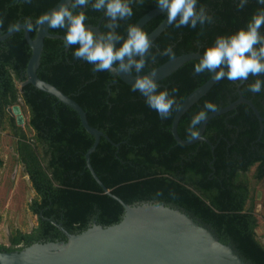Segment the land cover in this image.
<instances>
[{"label":"trees","instance_id":"obj_1","mask_svg":"<svg viewBox=\"0 0 264 264\" xmlns=\"http://www.w3.org/2000/svg\"><path fill=\"white\" fill-rule=\"evenodd\" d=\"M58 2L0 0V35L20 20L35 37L36 19ZM201 6L213 17L211 23L196 28L168 25L149 49L154 59L146 58L141 73L134 69L131 73H147L172 59L161 54L169 45L175 57L202 53L218 35L244 26L258 8L264 7L256 0H248L243 8H237L236 0H198L197 8ZM132 7V17L120 21L117 32L125 34L127 24L136 23L157 6L155 0H142ZM85 12L86 24L100 23L101 31L106 30L102 12L90 7ZM164 16L154 17L142 29L150 33ZM50 31L64 34L63 29ZM63 42L60 38H45L38 75L76 100L89 123L109 137H101L90 160L111 193L129 204L153 201L181 208L209 225L223 243H232L244 258L253 264H264L263 235L259 234L256 210L258 196L248 176L255 167L256 182L264 180V120L261 124L252 107L241 103L208 121L204 136L214 149L206 141L182 145L172 133L174 116L183 100L211 77L208 72L194 74L193 66L199 59L184 63L158 83V90L176 88V104L169 117L161 119L139 92L131 91L130 84L120 78L112 84L115 78L110 71H93L91 64L72 55L75 45L67 48ZM31 55L23 30L0 41V126L10 107L28 109L27 124L32 135L13 115L8 124L16 138L17 159L36 191L29 209L38 218L30 231L16 229L10 234L8 245L0 242V251L20 250L34 242L66 240L67 236L52 221L79 233L94 220L111 225L124 214L122 204L101 187L86 167V152L95 138L82 125L79 114L57 97L32 84H22L27 79ZM256 78L250 75L242 82L216 81L180 119V137H192L186 131L189 121L206 101L215 103L218 110L243 95L264 117V91L248 90ZM259 78L264 80V75ZM3 164L0 155V168ZM261 203L264 207V190Z\"/></svg>","mask_w":264,"mask_h":264},{"label":"water","instance_id":"obj_2","mask_svg":"<svg viewBox=\"0 0 264 264\" xmlns=\"http://www.w3.org/2000/svg\"><path fill=\"white\" fill-rule=\"evenodd\" d=\"M60 3L61 0L51 9L58 7ZM161 14H163L161 10L156 7L144 14L136 24L143 28L147 22ZM87 25L97 33L102 32L100 23ZM168 25L165 15L161 23L148 33L151 46ZM19 30L24 31L32 49L26 69L27 79L22 84H32L57 97L79 114L82 125L95 138L93 145L86 152V167L101 187L122 204L124 214L120 221L111 225H103L94 220L89 228L79 233H72L62 223L52 221L67 236L66 240L34 242L20 250L0 251V264H253L244 258L232 243H223L209 225L199 221L187 211L153 201L129 204L111 193L98 177L90 160L101 137H109L89 123L85 110L76 100L38 75L45 38L64 40V34L53 33L46 26H37L36 35L32 37L29 28L19 20L12 29L0 35V41ZM200 54L199 51L181 54L140 75L154 72L155 79L159 83L184 63L199 59ZM116 67L114 65L113 70H109L115 78L112 84L120 78L132 85L137 75L121 73ZM215 82L211 75L208 81L192 91L181 103L172 123V133L178 143L192 145L206 141L214 149L210 140L204 136L208 121L241 103L249 104L262 124L264 117L252 100L240 95L235 102L208 114L207 119L199 126V135L196 138L180 137L178 133L180 119L209 92ZM9 112L16 116L18 124L24 123L25 118L20 105L10 107Z\"/></svg>","mask_w":264,"mask_h":264},{"label":"clouds","instance_id":"obj_3","mask_svg":"<svg viewBox=\"0 0 264 264\" xmlns=\"http://www.w3.org/2000/svg\"><path fill=\"white\" fill-rule=\"evenodd\" d=\"M142 0H61L58 7L38 16L35 23L48 29L64 30V47H76L72 55L93 66V71L116 70L129 74L134 69L141 73L150 57L151 39L136 23H129L126 33L117 32L120 21L133 15L134 3ZM248 0H236L237 8H243ZM264 6V0H256ZM156 6L166 15L167 24L176 28L211 23L213 17L201 6L197 8L198 0H155ZM102 12L105 20L103 32L97 33L87 25L85 9ZM31 21H29V26ZM264 7L258 8L245 23L227 35H218L215 40L203 48L198 63L193 66V72L199 75L208 72L216 81H247L249 76L257 77L248 85L253 93L264 91ZM162 55L175 57L172 47L166 46ZM159 85L155 73L137 75L132 82L131 91L139 92L146 105L154 110L161 119H167L176 104L174 93L168 89L158 90ZM217 105L206 101L203 108L194 114L186 131L193 138L199 135L197 125H202L207 119V113L215 112Z\"/></svg>","mask_w":264,"mask_h":264},{"label":"rangeland","instance_id":"obj_4","mask_svg":"<svg viewBox=\"0 0 264 264\" xmlns=\"http://www.w3.org/2000/svg\"><path fill=\"white\" fill-rule=\"evenodd\" d=\"M22 113L26 120V124L22 127L28 135H32L33 131L27 124L28 109L22 107ZM9 116H11L10 112L0 126V155L4 160V164L0 168V242L7 245L9 244L10 234L16 229L28 232L38 222L37 215L29 209V203L36 197V191L17 159L16 138L8 124ZM254 172L255 168L253 167L248 176L251 180L254 195H257L263 190V185L256 182ZM261 200L260 197L256 199V210L260 223L259 234L264 237V207Z\"/></svg>","mask_w":264,"mask_h":264},{"label":"flooded vegetation","instance_id":"obj_5","mask_svg":"<svg viewBox=\"0 0 264 264\" xmlns=\"http://www.w3.org/2000/svg\"><path fill=\"white\" fill-rule=\"evenodd\" d=\"M21 110H22V107H21ZM11 115H13V114H11ZM13 116H15V115H13ZM16 117V116H15ZM25 117V116H24ZM26 120L24 119V123L22 124V126H24L25 124H26V122H25ZM16 122H17V118H16ZM18 123V122H17ZM255 168V167H254ZM262 185H263V190H264V180L262 181V182H260ZM263 190H261V192H259V193H257V196H258V198L260 197V198H262L263 197Z\"/></svg>","mask_w":264,"mask_h":264},{"label":"crops","instance_id":"obj_6","mask_svg":"<svg viewBox=\"0 0 264 264\" xmlns=\"http://www.w3.org/2000/svg\"><path fill=\"white\" fill-rule=\"evenodd\" d=\"M262 242H264V237L262 238Z\"/></svg>","mask_w":264,"mask_h":264}]
</instances>
